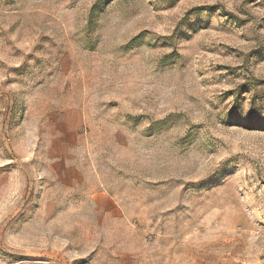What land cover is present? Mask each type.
Wrapping results in <instances>:
<instances>
[{
    "label": "rangeland",
    "instance_id": "obj_1",
    "mask_svg": "<svg viewBox=\"0 0 264 264\" xmlns=\"http://www.w3.org/2000/svg\"><path fill=\"white\" fill-rule=\"evenodd\" d=\"M0 264H264V0H0Z\"/></svg>",
    "mask_w": 264,
    "mask_h": 264
}]
</instances>
